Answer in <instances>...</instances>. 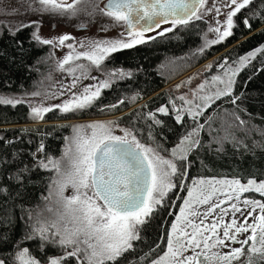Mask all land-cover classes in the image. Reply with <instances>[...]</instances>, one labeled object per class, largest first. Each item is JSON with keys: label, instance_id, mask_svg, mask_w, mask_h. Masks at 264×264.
<instances>
[{"label": "snow or ice", "instance_id": "1", "mask_svg": "<svg viewBox=\"0 0 264 264\" xmlns=\"http://www.w3.org/2000/svg\"><path fill=\"white\" fill-rule=\"evenodd\" d=\"M253 3L254 0H212L211 3L209 0H107L101 8L99 0H29L28 10L33 12L69 17H76L81 12L88 15L99 12L124 28L118 39L81 40L76 44L68 43L75 38L67 33L42 38L39 21L21 22L10 30L15 35L23 28L34 26L33 40L53 48L66 46L69 49L63 58L56 61L58 70L72 76V82L66 88L69 98L52 106L30 104V116L43 120L45 114L54 109L71 113L93 106L104 89L132 75L122 68H104V62L113 53L145 44L157 36L163 37L177 27L203 20L208 13L216 17L223 14V22L216 20L215 26H209L208 31L215 33L216 38L208 40L205 36V44L197 50L202 53L211 45L231 37L236 27L234 18ZM89 5L91 11H88ZM256 16L264 20V5L259 11L252 10L244 17L246 28H251L249 21ZM165 24L171 27L162 28ZM157 29L160 31L156 35H145ZM77 44L80 50H77ZM257 53L264 54V45L240 57L236 62L239 67L232 68L227 60L217 65L222 75H213L197 85L192 90V98L185 95L170 97L169 105L148 113V119L154 125H162L157 114L167 116L170 106L176 122L181 126L185 116L195 122V126L182 135L170 150L164 149L158 142L154 146L142 143L131 129H121L122 135L115 134L117 121H94L73 126V135L66 138L59 158H39L37 153L44 150L41 143L37 153H33L34 166L54 173L48 196L43 199L47 201L55 193L58 208L54 219H46L39 213L34 217L28 211V231L23 239L38 241V249L56 245L65 250L63 256L50 258L49 264H65L69 258H75L77 264H117L119 258L134 249V242L142 239L143 226L158 208L164 206L168 193L178 187L175 178L186 175L185 161L189 153L202 146L199 139L202 131L206 129L210 135L216 133L212 140L220 145L217 151H223L225 142H231L234 147L247 148L243 140L237 138V131H258L264 136V129L254 125L249 127L250 121L241 118L240 112L245 110L240 109L237 101L244 94H234L235 77ZM51 56L52 53L49 58ZM93 68L103 70L104 78L90 76ZM88 78L97 80V83L84 86L79 94L73 91L79 81ZM64 94V91L60 92V95ZM40 95V92L32 93L33 97ZM224 98H228V102L236 108L223 110L220 128L212 127V116L207 117L203 124L199 123L205 111ZM176 100L181 101L179 106ZM23 102L20 98L0 96V104L15 106ZM122 103L124 101L121 100L106 107L115 109ZM151 128L152 125L149 126V139L154 140ZM162 152H169V157ZM27 171L29 169L25 166L12 177L18 186L22 185ZM68 188L72 189V194L66 196ZM252 191L264 196V180L258 182L249 178L246 183L235 177L194 180L193 186L187 189V198L183 200L179 215L171 224L166 250L151 264H240L242 258L243 264H264V200L242 198L243 194ZM0 194L9 195V188L0 186ZM221 196L224 198L221 199ZM197 206L205 207L201 210ZM48 211L53 210L49 208ZM229 215L230 219L226 221L225 217ZM6 222L10 224L11 218H6ZM247 233L250 234L245 239H239L241 234ZM7 239L6 235H0V242L6 243ZM237 243L241 246L231 247ZM18 245L19 242L10 259L0 258V264H41L31 255L29 248L20 249ZM224 248L230 250L222 251ZM154 251L156 249L150 250L140 260H146Z\"/></svg>", "mask_w": 264, "mask_h": 264}, {"label": "trees", "instance_id": "2", "mask_svg": "<svg viewBox=\"0 0 264 264\" xmlns=\"http://www.w3.org/2000/svg\"><path fill=\"white\" fill-rule=\"evenodd\" d=\"M262 5L264 0H254L250 7L234 18L236 27L231 37L197 55L191 56L190 52H194L199 44L206 28L205 19L194 21L186 27H177L145 44L113 53L104 62V67H119L130 71L132 75L115 81L112 87L102 91L101 98L93 106L82 111L62 113L54 109L46 113L43 120H39L30 116L26 102L15 106L0 104V186L10 190L9 195L0 194V235L8 238L6 243L0 242V258L10 259L17 250V242L19 248H29L40 259L56 252V245L38 249V241L23 239L28 231L27 212L40 202L51 177L50 171L34 166L33 153H37L41 143L44 150L37 153L39 158L56 155L76 121H82L70 119L101 115L130 128L142 142L153 146L158 142L164 149L170 150L182 135L195 126V122L185 116L181 126L176 122L170 106L167 116L157 114L162 125H154L148 119V113L169 105L171 92L167 84L186 69L207 59L212 61L211 68H216V61L224 63L227 60L228 64H232L250 48L264 45V20L259 16L253 17L249 21L250 29L243 23L245 16L250 15L252 10L259 11ZM50 53L51 46L32 39V26L21 29L15 35L1 27L0 92H27L36 87L40 76L50 70L53 61V56L49 58ZM235 79L234 94H244L237 101L240 109L245 110L240 112L241 118L250 121L249 127L254 125L264 129V54L257 53L254 59L241 68ZM134 96L136 99L133 100ZM121 100L124 103L115 109L106 107ZM234 108L236 105L228 102V98L221 99L205 111L199 123L203 124L207 117L212 116V127L220 128L223 110L232 111ZM150 125L154 140L149 139ZM215 134L210 135L206 129L200 133L202 146L189 153L185 161L186 175L175 178L178 187L168 193L164 206L158 208L143 226L142 239L134 242V249L119 258L117 264H148L165 248L168 230L185 194L186 183L193 178L229 176L241 180L264 179V136L260 132L237 131V138L243 140L247 148L234 147L231 142H225L223 151H217L220 145L212 140ZM162 154L170 155L169 152ZM25 166L29 171L24 173L23 183L18 186L12 177ZM250 194L260 196L257 192ZM9 217L10 224L6 222ZM152 249L156 251L141 261L140 258ZM243 260L240 264H243Z\"/></svg>", "mask_w": 264, "mask_h": 264}, {"label": "rangeland", "instance_id": "3", "mask_svg": "<svg viewBox=\"0 0 264 264\" xmlns=\"http://www.w3.org/2000/svg\"><path fill=\"white\" fill-rule=\"evenodd\" d=\"M105 0H99V7L103 8V2ZM28 2L29 0H0V9L3 11H0V30L1 27H5L8 30H14L16 27L19 26L21 22L24 24H28L30 21H39V35L42 38H52L59 36L61 34H70L72 37L75 38L74 41H69L68 43H74L84 40H106V39H118L120 38L121 32L124 31V28L122 25L114 24V22L107 17L106 15H102L99 12H96L93 15H88L85 12H81L78 14L76 17H69V16H59V15H50L47 13L41 14L37 12H33L28 10ZM211 3L212 0H209ZM13 10H18L13 11ZM88 11H91V5L88 6ZM226 12L227 9H224ZM204 19L206 20V28L201 34V39L199 41V44L194 48V52H190L191 56L200 54L197 52L198 49H200L204 44H205V36H207L208 40L215 39L216 34L209 32V26H215V21L220 20L223 22L225 20V16L221 14L220 16L216 17L213 13H208ZM83 25V26H82ZM164 27H171L170 24H165L162 25V28ZM36 31V27L32 26V33ZM160 31V29L155 30L154 32H149L146 33V36H151L155 34L156 32ZM256 47L250 48L246 52H244L242 56H246L247 53L250 51H254ZM77 50L79 49V46L77 44ZM51 51H52V56H53V61L51 63L50 70H48L45 74L41 75L38 81V84L36 87L31 89L30 91L27 92H0V96H6V97H16L22 99L24 102L29 107V110L31 111V105H40L43 104L45 106H52L55 104H60L64 100L69 98V93L66 91V88L68 85L71 84L72 82V76L69 75L66 72L60 71L56 67V61L58 59L63 58L69 51V49L65 47H56L53 48L51 46ZM239 60V59H238ZM238 60H236L234 63L229 64L231 65L232 68L239 67V65L236 63ZM84 63H87V61H82ZM212 64V61L209 59L202 61L201 63L186 69L183 73L178 75L176 78H173L171 81L168 82V87L171 92V98L179 97L181 95H185L188 98H192V90L197 87L201 82H203L205 79H210L211 76L213 75H222L221 69L217 66L219 64H222L221 61H216L215 66L216 68H209L208 66ZM105 66L104 68H106ZM119 68V67H115ZM106 69H113V68H106ZM164 73H166L164 71ZM90 76L97 77L98 79H103V70L97 71L95 68H93L90 72ZM191 78V82L188 83L189 79ZM97 83V80L93 79H83L79 81L77 87L73 90L77 94H79L84 86L88 85H94ZM177 85H180L179 88H177ZM167 87V88H168ZM168 89V90H169ZM64 91L65 94L62 96L60 95V92ZM33 92H40V96L33 97L32 93ZM169 92V93H170ZM176 104L179 106L181 104V101L176 100ZM159 108V107H158ZM157 108V109H158ZM171 108V107H170ZM73 113V112H71ZM108 117V116H107ZM70 120H82V121H76L77 123L75 125H86L89 123H92L94 121H111L110 118H106V116H93V117H85V118H72ZM62 121V120H61ZM130 129L128 127H125L123 125L118 124V127L115 128V134L117 135H122L121 129ZM73 135V130L70 132L68 137H71ZM67 137V138H68ZM141 141V140H140ZM142 142V141H141ZM179 141H177L178 143ZM144 144L145 143L142 142ZM177 143H175L171 148H173ZM66 144V138L63 141L60 151L58 154L50 156L53 158H59L62 154V151L65 147ZM162 154V153H161ZM39 155V154H37ZM165 157H169L167 154H162ZM51 177L49 180V183L47 185V188L40 200L39 203H37L30 211L32 212V215L35 217L37 213H39L42 217L46 219H54L55 218V212L58 208V205L56 204L57 197L55 193H53L52 197L49 198V200L45 201L43 198L48 196L49 193V184L51 181V178L53 177L54 173L51 172ZM211 178H216V179H232L234 177H229V176H207V177H195L188 183H186V191L185 194L180 201L179 207L177 209V212L175 213V216L171 222H175V217L179 215V209L181 206H183V200L187 198V189L189 187L193 186V181L194 180H199V179H211ZM249 179V178H248ZM255 179L258 182L264 179H256V178H251ZM246 180H242V182L246 183ZM254 192V191H252ZM72 194V189L68 188L65 190V195H71ZM249 193L243 194L242 198H250V199H256V200H264V196L260 193H258L260 196L254 197L253 195H248ZM223 199L224 197H220ZM226 206V205H225ZM201 210L205 206H197ZM241 207L243 205L241 204ZM51 208L53 211L49 212L48 209ZM246 214V213H245ZM239 217V214H237ZM230 215L225 217V220H229ZM211 221V217H209V222ZM251 222V221H249ZM171 231V225L169 227L168 233ZM247 234H241L239 236L240 240H243L246 238ZM231 244V242H229ZM241 245L239 243L237 244H232L231 247H240ZM56 252L53 253H48L44 257V259H40L39 257L35 256L34 254L31 253L32 256H34L36 259H38L41 264H49L50 258H55V257H61L64 255V249L60 248L59 246H56ZM25 248L21 247L20 249ZM167 248V239H166V246L165 248L154 258L156 259L158 256L162 255L163 252ZM70 250V249H68ZM229 248H224L222 251H229ZM190 254V253H189ZM7 264V262H6ZM65 264H77V261L75 258H69L67 261H65ZM148 264H151L148 263Z\"/></svg>", "mask_w": 264, "mask_h": 264}, {"label": "water", "instance_id": "4", "mask_svg": "<svg viewBox=\"0 0 264 264\" xmlns=\"http://www.w3.org/2000/svg\"><path fill=\"white\" fill-rule=\"evenodd\" d=\"M106 2H107V0H105V1L103 2V7H104V5H105Z\"/></svg>", "mask_w": 264, "mask_h": 264}]
</instances>
